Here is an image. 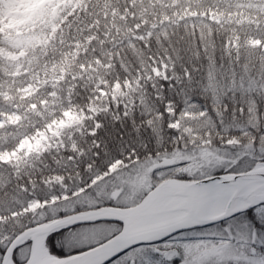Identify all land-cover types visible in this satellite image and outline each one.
<instances>
[{
  "label": "trees",
  "instance_id": "1",
  "mask_svg": "<svg viewBox=\"0 0 264 264\" xmlns=\"http://www.w3.org/2000/svg\"><path fill=\"white\" fill-rule=\"evenodd\" d=\"M208 3L215 4L213 0ZM217 4L231 12L254 14L256 21L219 25L191 16L176 23L161 24L144 40L122 41L112 49L109 81L131 79L154 60L170 65L168 79L154 78L143 83V95L130 109L110 101L107 109L84 118L79 131L72 133V147L66 141L63 148L43 152L21 168L0 163V246L9 247L20 233L57 217L109 203L81 208L78 201L100 200L111 192L107 190L111 179L107 184L105 180L98 185L90 182L106 172L115 160L129 165L122 175L112 179L113 188H124L129 184L130 174H146L147 167L166 160L177 170L166 165L169 171L164 175L178 178L179 173L199 159L200 150L198 141L190 143L189 133L171 126L179 112L193 115L191 134L204 137L202 140L208 143L201 147L210 148L213 156L225 152V160H231L229 167L238 165L245 171L264 161V52L249 50L246 44L249 38H264V0H227ZM112 7L122 9L131 5L127 0H63L55 14L35 29L38 43L32 54L19 62L0 57V112L9 113L36 102L22 99L21 94L29 80L30 61H36L38 53H44L51 46L70 42L84 31L81 29L89 24L88 19L102 18ZM233 38L237 40L235 47L231 45ZM4 40L5 35L0 31V45L5 46ZM41 96L40 93L38 97ZM92 96L91 86L78 82L70 91L69 101L84 108ZM168 109L175 112L170 117ZM33 122L30 119L0 127V150L14 148L21 137L32 133L36 128ZM217 133H220L218 138ZM227 139L236 142L232 145L221 142ZM156 169L148 173L149 188L161 181L157 178L160 173L153 176ZM54 178L60 182L51 184ZM80 189L84 190L73 196ZM60 194L69 196L64 205L75 207L72 212L67 213L63 208L52 215L49 209L35 218L19 214L29 200L44 202ZM103 223L117 226L110 236L120 229L118 223ZM85 226L90 225L80 227ZM80 227L65 232L61 243L66 251L77 253L90 247L67 246ZM45 247L50 255L58 257L48 249L46 241Z\"/></svg>",
  "mask_w": 264,
  "mask_h": 264
},
{
  "label": "rangeland",
  "instance_id": "2",
  "mask_svg": "<svg viewBox=\"0 0 264 264\" xmlns=\"http://www.w3.org/2000/svg\"><path fill=\"white\" fill-rule=\"evenodd\" d=\"M127 1L131 8L112 7L108 12L102 14V18L88 19L89 24H85L81 29V31H84L75 36L70 42L55 47L51 46L44 53H38L36 61H30L31 65L28 68L29 72H27L29 73V80L21 89V94L22 99H34L36 102L31 101L27 106L22 105L24 107L9 113L0 112V127L7 124L17 125L22 121L32 119L35 120L33 123H35L36 128L32 133L21 137L14 148L1 149L0 163H10L21 168L28 164L33 157L43 152L63 148L66 141H69L70 147H72V133L73 131H79L84 118H91L100 110L107 109L110 101L121 104L125 109H130L136 100L141 99L144 90L143 83L152 81L154 78L168 79L167 73L171 69L170 65L163 60H154L147 68H143L131 79L123 82L109 81L107 73L112 65V49L122 41L135 38L144 40L161 24L176 23L191 16L206 18L219 25L223 23L245 25L249 23L250 19H256L254 14H245L241 11L231 12L230 9L219 7L220 4H217V1L220 3V1L227 0H213L215 2L214 6L208 3L211 0ZM62 3L63 0H0V31L5 35L3 41L5 46L0 45V57L11 62H19L32 54L35 45L38 43V35L35 34V29H38L42 21L51 18ZM262 22L264 23V18ZM231 40H234L231 45L235 47L237 40L234 38ZM246 44L249 50L258 49L260 52H264L263 37L249 38ZM194 55L196 58L199 57V54ZM78 82L91 86L92 89L93 96L84 108L71 105L69 101L70 91ZM40 93L42 96L38 97ZM168 111V117L175 113L171 109H168ZM176 114L178 116L170 123L171 126L189 133L191 144L197 141L199 143V159L186 168L194 174H199L200 168L207 169L210 161L214 160L216 155L213 156L214 154L210 148L204 149L201 147L208 143L206 140H202L204 137L191 134L193 131L190 121L193 119V115L186 111ZM219 134H216L217 138L220 136ZM221 142L232 145L236 140L227 139ZM225 150L223 149V151ZM219 159L225 160V152L219 155ZM128 165L129 162L124 163L121 160H115L108 166L106 172L93 178L90 185H98L101 180H105L104 184L112 182L108 186L110 188L107 189L111 192L105 194L104 197L102 196L100 200L95 198L92 200H79L78 204L81 208L105 204V202H111V204L106 203L104 206L114 209L131 207L142 198L145 192L149 191V186H151L148 179L149 171L165 165H170L171 170H177L176 166L168 160L160 162V164L155 163L147 167L146 174L141 173L138 176L130 174L129 184L127 186L121 185H124V188H113L112 184L114 182L112 179L122 175L123 169L127 168ZM167 170L169 171V169ZM158 175L160 176V174ZM159 176H157L158 179ZM202 178L205 177L200 179ZM50 182L55 184L60 181L54 178ZM83 190L75 191L73 196ZM177 193L182 194V192ZM68 197L67 194H60V196L52 197L44 202L35 199L29 200L26 207L19 214H26L29 218H35L40 217L44 211L50 209L53 212L52 215H56L58 211L65 208L64 201L69 199ZM171 199L169 206L171 204L173 206L177 205L182 211V200L175 194ZM60 205L62 206L58 209ZM65 209L68 213L72 212L75 207ZM103 222L115 223L101 221L82 224L90 226L80 227L75 234L73 232V240H69L67 246L82 247L90 245L92 247L110 238L111 232L117 226ZM247 222L256 228V239L258 241V234L264 232V227L259 226L258 219L255 223L249 220ZM44 224L37 227H42ZM25 240L31 241L30 238ZM237 246L235 239L232 241L213 239L189 244L188 251L198 264H236L238 260L242 259L234 250ZM30 249L28 250L29 255ZM252 252L255 253L254 256L244 257L243 259L250 258L254 261V264H264V248L257 247L252 249ZM55 258L60 259L61 257Z\"/></svg>",
  "mask_w": 264,
  "mask_h": 264
},
{
  "label": "snow or ice",
  "instance_id": "3",
  "mask_svg": "<svg viewBox=\"0 0 264 264\" xmlns=\"http://www.w3.org/2000/svg\"><path fill=\"white\" fill-rule=\"evenodd\" d=\"M175 135L174 132L171 133ZM167 158V157H165ZM231 160L219 159L217 157L210 161L207 169L201 167L199 174H194L185 169L178 174L179 181L192 193L201 199L214 201L218 211L226 213L218 215L216 219H208L204 212H189L180 223L181 226H173L171 230H164V234L156 233L152 238L140 239L135 243L121 248L114 256L110 257L106 264H198L189 254V244L201 241L217 240L232 241L235 239L237 247L234 250L242 258L236 264H254L252 259H243L255 255L252 249L264 248V232L259 233L247 221L253 223L258 219L260 227H264V198L249 191L247 181L238 179L242 171L238 165L229 167ZM168 166L157 168L153 172L155 177L160 173V179H166L164 173ZM201 177H208L207 181L193 186L192 181ZM155 190V199L158 201L166 199L164 189L153 185L149 192ZM147 195V193H146ZM264 195V189L261 190ZM111 204V202H109ZM247 218V219H245ZM123 228L122 222H117ZM80 222L68 225L50 233L46 240L48 249L61 258H66L74 253L64 249L61 240L65 232L72 228L80 227ZM31 241L25 240L11 249L7 245L0 246V264H29Z\"/></svg>",
  "mask_w": 264,
  "mask_h": 264
},
{
  "label": "water",
  "instance_id": "4",
  "mask_svg": "<svg viewBox=\"0 0 264 264\" xmlns=\"http://www.w3.org/2000/svg\"><path fill=\"white\" fill-rule=\"evenodd\" d=\"M207 179L208 177H205L191 183L193 186H198ZM238 179L247 181L249 191L264 198V195H261V190L264 189V162H259L251 169L240 172ZM156 186L157 188L162 187L164 192L169 194L163 200V203L167 204L165 208L155 199L154 190L148 192L136 205L130 208L114 209L102 206L74 212L47 222L42 227L30 228L20 233L9 245V253L17 244L30 238L32 244L29 264H106L110 257L128 244L135 243L140 239L152 238L156 233L164 234L165 229L171 230L173 226H181L180 221L189 212H204L208 219H216L218 215L226 214L218 211V206L214 201L201 199L197 194L192 193L179 179L168 178ZM177 192H182V194ZM174 194L183 202L182 211L177 205L171 204L168 207ZM101 221L122 222L123 228L103 242L66 258H55L45 249L44 241L50 233L67 228L68 225H74L77 222L82 225ZM40 233H43L42 237H40Z\"/></svg>",
  "mask_w": 264,
  "mask_h": 264
},
{
  "label": "bare ground",
  "instance_id": "5",
  "mask_svg": "<svg viewBox=\"0 0 264 264\" xmlns=\"http://www.w3.org/2000/svg\"><path fill=\"white\" fill-rule=\"evenodd\" d=\"M262 162H264V161H262ZM258 163H259V162H258ZM256 164H257V163H256ZM250 169H251V168H250ZM248 170H249V169H248ZM245 171H247V170H245ZM242 172H244V171H242ZM168 178H172V177H168ZM168 178H166V179H168ZM164 180H165V179H164ZM161 181H163V180H161ZM161 181H160V182H161ZM160 182H159V183H160ZM159 183H157L156 185H158ZM158 203H160V204L162 205L163 208L167 207V204H164V203H163V200H160ZM134 205H136V204H134ZM134 205H133V206H134ZM103 206H104V205H103ZM133 206H131V207H133ZM168 207H169V204H168ZM128 208H130V207H128ZM92 209H93V208H92ZM86 210H88V209H86ZM50 221H51V220H50ZM50 221H48V222H50ZM45 223H47V222H45ZM115 223H117V222H115ZM42 224H44V223H42ZM40 225H41V224H40ZM119 230H120V229H119ZM119 230H118V231H119ZM118 231H117V232H118ZM117 232H116V233H117ZM39 235H40V237H42V236H43V233H40ZM89 246H90V245H89ZM89 248H90V247H89ZM87 249H88V247H87Z\"/></svg>",
  "mask_w": 264,
  "mask_h": 264
}]
</instances>
